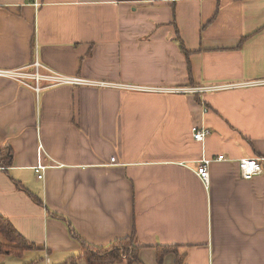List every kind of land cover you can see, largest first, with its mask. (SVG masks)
Instances as JSON below:
<instances>
[{"label":"crops","instance_id":"0c3cea01","mask_svg":"<svg viewBox=\"0 0 264 264\" xmlns=\"http://www.w3.org/2000/svg\"><path fill=\"white\" fill-rule=\"evenodd\" d=\"M35 62L106 86L0 78V217L30 246L0 264L129 238L136 261L108 264H264V85H244L264 81V0H0V70Z\"/></svg>","mask_w":264,"mask_h":264},{"label":"built area","instance_id":"2783aa9c","mask_svg":"<svg viewBox=\"0 0 264 264\" xmlns=\"http://www.w3.org/2000/svg\"><path fill=\"white\" fill-rule=\"evenodd\" d=\"M0 78L8 79L16 82L17 84L32 89L34 92L38 93L42 89L51 88L61 85H71V86H106L104 84H98L96 82H91L84 79L78 78H68L59 75L52 70L42 66L39 62H35L29 67L21 68L17 70H0ZM246 86L253 85H264V81L256 83L244 84ZM233 86H207L201 88H178V89H147L148 91H156L169 94H197L205 92H216L221 90H227ZM193 139L198 142H202L204 138L209 134V130L193 128ZM218 161L223 160L222 157L217 159ZM115 161L111 158V163ZM210 164L209 160H201L196 168L197 176L202 180L204 185L207 186L209 180L208 166ZM43 167L37 166L35 169L38 174V178L41 179L42 175L39 174ZM240 176L244 180H250L254 176L262 173V167L259 162L255 159H241L239 161Z\"/></svg>","mask_w":264,"mask_h":264},{"label":"trees","instance_id":"16d2710c","mask_svg":"<svg viewBox=\"0 0 264 264\" xmlns=\"http://www.w3.org/2000/svg\"><path fill=\"white\" fill-rule=\"evenodd\" d=\"M0 254L8 253L20 257L30 248L25 240L14 230L10 222L0 217ZM84 255L89 264L131 263L136 261V249L131 238L117 241L107 248H92L82 243ZM176 264H180L177 261Z\"/></svg>","mask_w":264,"mask_h":264}]
</instances>
